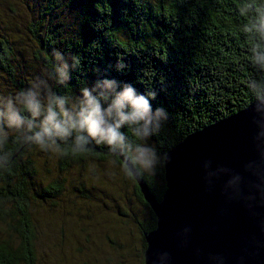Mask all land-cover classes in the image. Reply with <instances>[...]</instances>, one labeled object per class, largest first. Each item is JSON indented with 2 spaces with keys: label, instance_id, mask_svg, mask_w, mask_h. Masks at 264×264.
I'll use <instances>...</instances> for the list:
<instances>
[{
  "label": "trees",
  "instance_id": "16d2710c",
  "mask_svg": "<svg viewBox=\"0 0 264 264\" xmlns=\"http://www.w3.org/2000/svg\"><path fill=\"white\" fill-rule=\"evenodd\" d=\"M45 2L32 24L35 47L27 53L33 57L26 58L13 46L10 35L0 33V222L4 234L0 264H34L39 235L35 218L39 214L34 215V210L43 205L64 208L59 205L64 183L78 177L72 181V176L54 177L50 173L53 161L60 171L85 172L90 165L102 169L101 178L93 168L91 173L78 174L82 199H96L83 192L88 191L86 184L102 194L105 190L100 185L113 186L104 166L122 170L123 184L127 186L129 180L134 185V202L129 212L118 207L122 220L118 228L126 235L125 224H133L139 237L136 264H145L146 237L157 228V218L136 178L127 173L129 169L139 173L138 178L161 201L167 153L189 135L264 96V32L258 30L257 13L264 0ZM14 26L9 22L13 35ZM104 79H114L121 86L130 83L138 93L156 92L153 110L162 107L168 114L160 132L145 143L125 125L121 129L124 143L111 151L106 145L97 146L86 131L69 129L66 136L54 129L51 135L44 132L51 127L45 124L49 108L60 123L78 119L80 89L93 87V95L107 92ZM29 103L38 106L39 115H32ZM37 134L43 145L36 142ZM79 135L88 141L83 148H77ZM141 146L157 150L160 162L155 175L135 162ZM121 251L119 264H129L125 250Z\"/></svg>",
  "mask_w": 264,
  "mask_h": 264
},
{
  "label": "water",
  "instance_id": "95a60500",
  "mask_svg": "<svg viewBox=\"0 0 264 264\" xmlns=\"http://www.w3.org/2000/svg\"><path fill=\"white\" fill-rule=\"evenodd\" d=\"M250 105L167 153L161 201L136 178L157 218L145 264H264V99Z\"/></svg>",
  "mask_w": 264,
  "mask_h": 264
},
{
  "label": "rangeland",
  "instance_id": "374dc122",
  "mask_svg": "<svg viewBox=\"0 0 264 264\" xmlns=\"http://www.w3.org/2000/svg\"><path fill=\"white\" fill-rule=\"evenodd\" d=\"M45 1L0 0V33L10 35L13 46L19 48L26 58L33 57L31 52L27 53L35 47L32 24L42 10L41 4ZM69 20L70 14L65 17V24ZM9 22L15 25V35L10 32ZM19 41L22 43L20 46ZM87 168L89 170L93 168L96 175L102 177L101 168L92 165ZM50 169L54 177L72 176L71 181L75 177L78 178L73 183H64V191L59 197V205L64 206V210L55 206L48 208L47 205H43L44 208L37 207L40 211L34 210V215L39 214L35 217L39 235L34 264H119L118 259L123 254L121 250H125L124 255L129 264H136L139 253L137 230L132 223L125 224L126 235L118 228V225H121L119 223H122L117 214L118 207L127 208L129 212L130 203L134 202V185L129 180L127 186L123 184L125 178L122 170L119 168L112 170L104 166L103 170L113 184L100 185L99 189L105 190L106 195L99 190L95 193L92 186L86 184L88 191L83 192L87 195L90 193L91 197L96 198L94 200L82 199L79 191L81 181L78 174L83 169L60 171L55 161ZM89 170L85 172L83 170L82 173L85 175L91 173ZM51 175L47 173L46 176ZM100 213L101 215H98ZM2 231L3 224L0 222V238L4 236Z\"/></svg>",
  "mask_w": 264,
  "mask_h": 264
},
{
  "label": "clouds",
  "instance_id": "9594fccd",
  "mask_svg": "<svg viewBox=\"0 0 264 264\" xmlns=\"http://www.w3.org/2000/svg\"><path fill=\"white\" fill-rule=\"evenodd\" d=\"M257 13L259 15L258 30L264 32V7L258 6ZM246 31H251V29H246ZM74 59L78 64V59L75 57ZM61 83L64 81L62 80ZM103 83L108 91L98 95H93V87L80 89L83 99L82 108L77 114L78 119L70 118L66 123H60L57 120L56 112L49 108L45 124L51 125V127L46 126L44 132L51 135L54 129L57 135L66 136L69 134V129L78 130L80 133L86 131L88 136L96 141L97 146L106 145L109 147V151L112 150V146L124 143L125 133L121 129L125 125H128L135 136L144 140L145 143L160 132L163 123L168 119V114L162 107L153 110L151 101L156 99V92L138 93L132 84L125 83L121 86L114 79H104ZM257 99H264V96H257ZM63 103L64 101L61 100V106ZM28 109L33 116L39 115L38 106L29 103ZM249 109H251L250 104ZM252 122L258 123L257 117L254 115H252ZM261 136H264V131H258L255 139ZM35 140L38 144L43 145V138L40 134H37ZM86 143L88 141L83 135L77 136V148H83ZM137 151L138 156L135 158V162H139L146 170H150V175H155V166L160 162L156 148L141 146ZM138 176H140L139 173H134L129 169L127 177L135 179Z\"/></svg>",
  "mask_w": 264,
  "mask_h": 264
}]
</instances>
